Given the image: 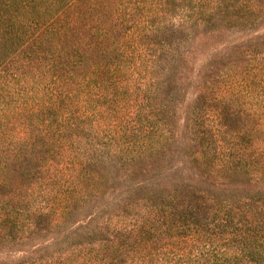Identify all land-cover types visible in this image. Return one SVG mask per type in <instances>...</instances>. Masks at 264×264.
<instances>
[{
  "label": "trees",
  "instance_id": "1",
  "mask_svg": "<svg viewBox=\"0 0 264 264\" xmlns=\"http://www.w3.org/2000/svg\"><path fill=\"white\" fill-rule=\"evenodd\" d=\"M14 2L0 0V72L8 62L20 56L38 66L48 65L46 71L55 84L60 80L69 81V68L85 66L89 60H93V65L87 70L83 68L76 97L69 94L59 101H51L36 114L41 116L37 119L38 125L44 127L42 131L52 134V140L39 156L38 151L26 172L37 190L21 188L18 193L3 196L0 202L2 245L64 224L74 210L83 211L89 206L97 197L98 184L93 183L95 172L111 154L117 161L111 163L114 175L107 177L105 183L110 182L113 191L118 193L115 200L107 204L110 212L104 224L114 222V229L107 243H99L102 253L94 250L96 259H88L83 264L105 261L110 251L137 252L136 244L140 242L147 250L156 251L158 244H162L163 249L185 240H192L193 247L206 251L201 264H240V260L264 264L263 191L257 190L239 199L243 202V208L239 209L230 201L236 199V195L215 193L210 189L211 183L201 190L193 185L166 184V178L161 179L151 172L153 165L161 164L160 154L175 142L174 132L167 127L164 104L159 101L161 82L151 76L159 62L155 53L164 49L162 44L167 40L164 37L159 44L152 38L169 35L171 41L174 40L171 32L175 24H165L166 16H170L174 4L190 7L192 0H148L147 14L140 23H133L135 36L122 35L121 38L112 26H103L104 16L96 13L100 6L95 0H91L89 7L92 11L86 12L88 6H85V12L74 22L59 21L58 14L44 22L32 12L30 23L41 29L36 33L15 28L12 19L18 8H14ZM72 2L65 0L59 7L58 11L64 9L59 14L65 19ZM226 2L229 0L204 5L197 0L195 4L201 12L211 15L223 9ZM226 6L253 13L250 7L254 8L255 4ZM64 29L65 34H62L60 31ZM73 101H77V108ZM24 144L19 160L27 164L29 158H24V147L32 152L33 148L39 150L42 144ZM234 167H238L236 163ZM6 168L7 162L0 163V188L12 181ZM188 195H192V201L186 199ZM96 216L94 212L89 214L92 218L87 223L96 222ZM120 238L125 240L119 241ZM49 261L43 256L27 264H48Z\"/></svg>",
  "mask_w": 264,
  "mask_h": 264
},
{
  "label": "rangeland",
  "instance_id": "2",
  "mask_svg": "<svg viewBox=\"0 0 264 264\" xmlns=\"http://www.w3.org/2000/svg\"><path fill=\"white\" fill-rule=\"evenodd\" d=\"M12 1H15L14 8H18L12 19L15 28L27 33L41 30L30 23L32 12L44 22L55 14L59 15V21L74 22L85 12V6H88L86 12L92 11L89 8L91 0H73L65 12V19L59 14L64 9L58 11L65 0L62 3L57 0ZM95 1L100 6L96 13L104 16L103 26H112L120 38L122 35L135 36L133 23H140L149 7L148 0ZM200 1L205 5L219 0ZM195 2L192 0L190 7L172 4L175 8L171 7L165 24H175L171 32L174 40L171 41L169 35L152 38L159 44H162V38L167 40L163 41L164 49L155 53L159 62L153 67L151 76L161 82L159 101L163 102V109L170 117L166 122L168 130L174 132L175 142L160 154L161 164L153 165L151 172L161 179L166 178V184L193 185L201 190L211 183L210 189L215 193L236 195V199L230 201L241 209L243 202L239 199L243 200L257 190L264 193V0H229L225 5L252 2L255 6L250 10L254 12L224 5L211 15L201 12ZM154 21L162 22L160 19ZM60 32L65 34V29ZM92 65L93 60H89L85 66L68 67L74 70L73 73L67 70L71 76L69 81L60 80L55 84L46 71L48 65L38 66L24 57H15L1 69L0 163L7 162L6 173L12 181L0 188V202L4 200L3 196L18 193L21 188L37 190L26 172L38 151L39 156L47 150L52 134L42 131L44 127L37 121L41 118L40 113L36 114L47 108L51 101H59L69 94L76 97L83 68L87 70ZM160 66L167 67V71L160 70ZM75 104L77 101H73ZM45 128L51 129L47 125ZM33 142L42 147L39 150L33 148L32 152L24 147V158L29 159L27 164L21 163L20 149L24 143L28 146ZM108 157L104 165H98L93 178V183L98 184L96 200L83 211L80 208L74 210L64 224L44 228L7 246L2 245L0 239V264H27V261L43 256L50 260L48 264H83L88 259H96L94 250L102 253L99 243H107L114 229V222L104 224L110 212L107 204L115 200L118 193L113 191L110 182L105 183L107 177L114 175L111 163L117 161L111 154ZM221 160L228 165L222 164ZM234 163L238 167L233 168ZM186 199L192 201V195ZM93 212L97 215L96 222L88 224L92 218L89 214ZM136 246H139L137 252L110 251L107 252L108 259L96 263L201 264L200 259L206 258L203 256L206 251L193 247L192 240L163 249L162 244H158L156 251L147 250L143 242ZM238 262L251 264L245 260Z\"/></svg>",
  "mask_w": 264,
  "mask_h": 264
}]
</instances>
